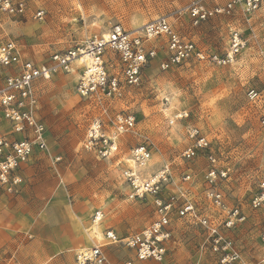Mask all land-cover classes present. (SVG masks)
I'll return each instance as SVG.
<instances>
[{
	"label": "rangeland",
	"instance_id": "374dc122",
	"mask_svg": "<svg viewBox=\"0 0 264 264\" xmlns=\"http://www.w3.org/2000/svg\"><path fill=\"white\" fill-rule=\"evenodd\" d=\"M193 1L27 0L31 13L44 10L41 20L30 13L12 17L0 12V41L12 40L23 58L37 64L47 62L53 53L75 47L91 34L104 33L112 24L119 23L124 29L133 30L162 15L170 17L173 28L183 38L208 52H224L237 23L244 25L236 29L246 42L234 64L224 67L190 62L163 71L159 63L166 55L159 50L143 69L140 84L125 85L121 97L111 101L107 114H101L91 100L77 94L80 65L76 62L71 65L70 73L58 72L48 80H38L34 85L38 116L49 137L48 151L38 152L31 158L25 168V187L13 196L25 198L26 205L20 211L28 209L33 201L45 203L56 196L79 213L89 214L95 207H101L105 212L104 221L124 238L141 231L154 218L150 200L128 199L127 183L122 175L123 169L132 165L131 148L151 144L153 157L145 173L152 174L168 164L173 183L167 191L174 184L180 185L183 175L189 174V181L183 185L189 197L198 207L207 208L209 216L216 217L217 211L208 208L203 196L208 162L202 156L191 161L181 157L187 145V128L197 126L210 141V149L217 158L216 168L226 172L225 178L218 180L225 202L228 206H241L247 214L244 222L229 230L222 229L239 251L240 260L236 264H264V249L259 240L264 229V208L252 209L249 205L259 182L264 180V140L259 124V117L264 113V13L263 23L248 22L236 12L194 26L186 14L176 16L175 13ZM227 1L206 0V5L221 6ZM155 43L151 41L148 45ZM110 58L111 71L116 72L118 59L112 53ZM7 71L0 68V83ZM251 88L261 95L254 102L246 96ZM182 110L188 117L169 124ZM118 111L132 113L136 125L132 131L117 137L116 155L100 158L84 150L82 143L92 120L100 118L104 121L103 129L110 131L106 121ZM4 123L0 114V131L5 130ZM19 221L24 225L21 218ZM96 229L97 225L94 228L93 224L87 228L90 240L99 237ZM19 232L22 244L16 245L32 243L29 235ZM170 233L161 262L137 260L132 251L121 245H105L103 249L115 263L130 260L132 264H216V256L210 252L200 226L186 219H173ZM76 255L74 264H77Z\"/></svg>",
	"mask_w": 264,
	"mask_h": 264
},
{
	"label": "built area",
	"instance_id": "2783aa9c",
	"mask_svg": "<svg viewBox=\"0 0 264 264\" xmlns=\"http://www.w3.org/2000/svg\"><path fill=\"white\" fill-rule=\"evenodd\" d=\"M262 2L228 0L221 6L207 7L206 0H194L175 13L176 16L186 14L194 26L217 16H232L236 12L249 20L261 8ZM0 12L12 17H23L30 13V16L39 20L44 15L43 9L31 13L27 0H0ZM151 41L156 43L149 47L148 42ZM245 43L241 33L234 28L224 52L205 51L195 42L183 38L173 28L170 17L165 15L133 30H126L119 23L112 24L104 33L91 34L75 47L51 54L48 61L41 64L23 58L12 40L0 41V68L8 70L0 83V114L7 126L5 131H0V189L8 194L18 192L23 183L20 175L22 166L28 163L34 151L48 150L46 127L38 116L39 103L34 87L38 80H48L58 72L70 73L71 65L79 61L77 94L91 100L101 114H107L111 101L121 97L125 85L140 84L143 69L157 56L159 50L166 55L159 63L163 71L190 62L224 67L234 64ZM111 53L118 59L116 72L111 71ZM246 96L251 102L261 98L260 93L253 88L247 90ZM187 117V112L182 110L169 120V124ZM103 122L100 118L92 120L82 146L97 157H113L119 149L117 137L132 131L136 118L125 111L113 113L106 121L110 131L103 129ZM259 124L264 140V113L259 117ZM185 138L187 145L181 153L182 159L191 161L202 156L208 162L203 196L208 208L217 211V216H209L207 208L198 207L189 197L187 189L183 187L190 179L189 174L183 175L182 185L174 184L167 191L168 185L173 183L168 164L152 174L145 173L154 148L151 144L137 145L129 152L132 165L124 169L122 174L128 187L127 197L139 202L150 200L154 218L144 229L124 238H120L112 229H106L102 244L76 255L77 264H112L102 247L116 244L132 251L137 260L161 262L171 235L173 219H186L204 230L209 250L216 256V264H236L240 260L239 251L222 229L229 230L244 222L247 214L241 206H228L225 202L218 180L225 178L226 172L216 168L217 158L205 134L199 127L190 126ZM249 205L252 209L264 208V180L259 182ZM102 218L103 212L96 210L92 223L96 224ZM259 240L264 249V229ZM120 264H132V261L126 260Z\"/></svg>",
	"mask_w": 264,
	"mask_h": 264
},
{
	"label": "crops",
	"instance_id": "0c3cea01",
	"mask_svg": "<svg viewBox=\"0 0 264 264\" xmlns=\"http://www.w3.org/2000/svg\"><path fill=\"white\" fill-rule=\"evenodd\" d=\"M263 13L264 0L261 8L249 18L248 22L253 20V23H263L261 19ZM240 26L244 28V25L240 23H237L236 28ZM4 127L6 130V122ZM47 141L49 144L48 134ZM38 152L40 151H34L31 158ZM31 158L20 170L23 183L18 192L25 184L24 179L27 176L25 168L31 163ZM23 194L21 192V195ZM13 195L0 189V250L3 251L0 253V264H2V261L6 262L4 264H15V262L25 264V261L22 263L23 260H27L29 264H74L76 253L83 251V249L88 250L94 245L102 244L103 232L106 229H112L104 221L105 212L101 207H95L89 214L79 213L75 209H70L63 198L56 196L53 197V200H46L45 203L33 201L28 209L20 211L21 207L26 205L23 202L25 198L20 196L14 198ZM96 210L103 212V218L100 222L94 224L97 225L96 231L99 237L90 240L87 228L93 224L92 217ZM20 218L23 220L24 225H21ZM19 231H24V235H29L32 238V243L28 246L16 245L17 243L22 244ZM103 251L107 255L105 248ZM3 255L10 257L3 258ZM109 261L112 264H120L126 260L117 263L111 261V259Z\"/></svg>",
	"mask_w": 264,
	"mask_h": 264
},
{
	"label": "bare ground",
	"instance_id": "6f19581e",
	"mask_svg": "<svg viewBox=\"0 0 264 264\" xmlns=\"http://www.w3.org/2000/svg\"><path fill=\"white\" fill-rule=\"evenodd\" d=\"M76 63H78V65H81V63H79V61H75ZM93 226H94V228H96V225H94V223H93Z\"/></svg>",
	"mask_w": 264,
	"mask_h": 264
}]
</instances>
